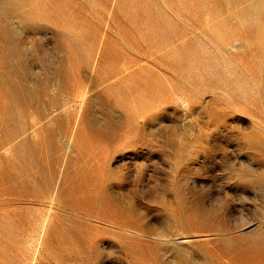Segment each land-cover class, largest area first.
Wrapping results in <instances>:
<instances>
[{"label": "rangeland", "instance_id": "374dc122", "mask_svg": "<svg viewBox=\"0 0 264 264\" xmlns=\"http://www.w3.org/2000/svg\"><path fill=\"white\" fill-rule=\"evenodd\" d=\"M0 264H264V0H0Z\"/></svg>", "mask_w": 264, "mask_h": 264}]
</instances>
